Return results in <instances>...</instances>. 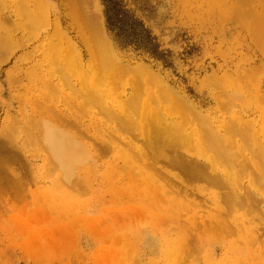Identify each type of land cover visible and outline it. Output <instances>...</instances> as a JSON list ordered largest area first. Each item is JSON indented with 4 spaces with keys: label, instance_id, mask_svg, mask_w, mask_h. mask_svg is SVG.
Returning <instances> with one entry per match:
<instances>
[{
    "label": "rangeland",
    "instance_id": "374dc122",
    "mask_svg": "<svg viewBox=\"0 0 264 264\" xmlns=\"http://www.w3.org/2000/svg\"><path fill=\"white\" fill-rule=\"evenodd\" d=\"M121 2L149 29L162 59L119 46L106 29L101 0H0V264H264V183L258 179L264 167L255 149L264 151V0ZM77 9L97 20L82 25ZM98 35L112 54L103 58L105 67L98 64L105 51L94 48L102 42ZM140 65L158 74L156 81L137 73L138 79ZM161 86L169 89L168 97L161 93L162 105L170 107L167 119L180 124L190 136L185 146L193 148L165 147L170 156L196 154L192 129L203 121L242 122L228 141L242 158L233 166L221 157L214 162L231 169L229 187L168 166L188 185L168 174L146 176L151 167L134 155L135 145L149 148L139 129L115 132L104 107L118 111L137 94L140 102L128 110L141 122V103H154L150 93ZM176 95L184 110L175 105ZM44 123L89 149L68 184L42 144ZM252 227L259 233L254 244L246 235Z\"/></svg>",
    "mask_w": 264,
    "mask_h": 264
},
{
    "label": "bare ground",
    "instance_id": "6f19581e",
    "mask_svg": "<svg viewBox=\"0 0 264 264\" xmlns=\"http://www.w3.org/2000/svg\"><path fill=\"white\" fill-rule=\"evenodd\" d=\"M247 4V3H246ZM71 7H73L72 5H71ZM238 8V7H237ZM84 10V9H83ZM247 10V9H246ZM245 10V11H246ZM234 11H236V9L234 10ZM248 11V10H247ZM246 11V12H247ZM250 11H252V10H250ZM74 12V11H73ZM76 12H78L79 13V15H83L84 16V19H82L81 17L82 16H79L81 19H82V21L84 22V23H82V25H84L85 23H92V18H95L96 20H97V18L96 17H94V16H91L90 14H87L86 12L85 13H82L81 12V10L80 9H77L76 10ZM237 13H240L241 11H239V9L236 11ZM250 13V12H249ZM235 14V13H234ZM241 14V13H240ZM247 14V13H246ZM251 15H253V13L251 14ZM255 15V14H254ZM242 17H243V14L241 15ZM241 16H240V18H241ZM92 17V18H91ZM231 17V16H230ZM249 18L251 17L250 15L248 16ZM253 17V16H252ZM260 17L261 16H259V18H258V20H257V23H258V21L259 22H261L260 21ZM254 18H255V16L253 17V20H254ZM238 19V18H237ZM85 20V21H84ZM235 20V19H234ZM262 22H264V16H263V18H262ZM238 21V20H237ZM245 21V20H244ZM243 21V22H244ZM255 21V20H254ZM242 23V22H241ZM240 23V24H241ZM256 23V24H257ZM247 24V23H246ZM254 24V23H253ZM242 25V24H241ZM243 26V25H242ZM256 26V25H255ZM263 27V26H262ZM256 28V27H255ZM100 31H102L101 29H99V31L97 32V33H99ZM258 33V32H257ZM101 35V34H100ZM99 36V35H98ZM102 36V35H101ZM101 36H99V40L100 41H102V42H95L94 43V45L96 46V45H98V47L96 48L95 46H94V48H95V50L97 49V52L96 53H98L99 51V53H101V52H104V53H106V54H101V56L102 55H104V56H100V55H97L96 57H98V58H100L101 57V59H102V61H101V59H98V58H96V59H98L99 61H98V64H100V65H102V66H104L105 67V65H103L104 64V59L103 58H105V61H107V60H110L111 58H109V56L108 55H112L110 52V45H109V43H108V41L105 39V37L103 36V38H101ZM259 36V35H258ZM95 38V37H94ZM95 40H96V38H95ZM84 42L86 43V42H88V38L86 37V36H84ZM103 45H101V44ZM87 44V43H86ZM101 46H100V45ZM262 44V43H261ZM102 47V49L100 48V47ZM100 50H99V49ZM101 50H103V51H101ZM95 52V51H94ZM106 57H107V59H106ZM112 57V56H111ZM113 60V59H112ZM68 61V60H67ZM116 62V61H115ZM114 62V63H115ZM73 62H71V64H72ZM103 63V64H102ZM110 63H112V65H113V62H110ZM69 64V63H68ZM263 65H264V63H262ZM110 65V64H109ZM112 65H110V67L112 66ZM107 66V65H106ZM257 66V65H256ZM259 66V65H258ZM109 67V66H108ZM109 67V68H110ZM122 67V66H121ZM264 67V66H263ZM262 67V68H263ZM112 68H113V66H112ZM102 69H103V67H102ZM111 69V68H110ZM129 69V68H128ZM261 69V68H260ZM107 70V69H106ZM109 70V69H108ZM123 71H125L124 69H122ZM131 70V69H130ZM133 70V69H132ZM101 71V70H100ZM262 71V70H261ZM132 71H130V73H131ZM136 72V73H135ZM133 73V72H132ZM135 73V74H134ZM134 75H136V77L138 76L137 75V73L138 74H143L144 76H148V77H152V78H150V80L152 81V80H154V81H156L155 79H156V77H158V74H157V76H156V74L154 75V73L152 72V71H150L149 69H148V67L146 66V65H140V66H138L137 67V69L135 70L134 69ZM259 73V72H258ZM101 74V73H100ZM247 74V73H246ZM228 75V74H227ZM249 75V74H248ZM251 75V74H250ZM83 76L84 77H86L84 74H83ZM210 76H213V75H210ZM247 76V75H246ZM135 77V78H136ZM139 77V76H138ZM137 77V78H138ZM217 77V76H216ZM161 78V77H160ZM215 78V77H214ZM222 78V77H221ZM230 78V77H229ZM253 78V77H252ZM84 79V78H83ZM105 79V78H104ZM139 79V78H138ZM149 79V78H148ZM157 79H159V78H157ZM219 79V78H218ZM218 79H216V80H218ZM235 79V78H234ZM234 79H233V81H234ZM238 79V78H237ZM254 79V78H253ZM102 80V79H101ZM100 80V81H101ZM161 80V79H160ZM240 80V79H239ZM103 81V80H102ZM101 81V82H102ZM220 81H222L221 79H220ZM241 81V80H240ZM99 83V82H98ZM98 83L96 84V85H98ZM104 83V82H103ZM102 83V84H103ZM214 83V82H213ZM152 84V83H151ZM215 84V83H214ZM234 84V83H233ZM100 85V84H99ZM143 85V84H142ZM218 85V84H217ZM137 85H135L134 86V88H132V89H137L138 87H136ZM160 86V85H159ZM158 86V87H159ZM163 87H164V85H162ZM162 86H161V88H159L160 90V93H159V91H158V93L157 92H153V96H152V92L150 93L151 94V96L150 97H152L153 98V102L154 103H152V102H142L141 104H142V110H143V113L141 114V118H142V115H143V120L141 121V122H139V120L137 121L136 119H137V117L136 118H133V114H132V112L131 111H129L130 109H132V110H134L133 108H131V107H133V104H134V106H135V103L136 102H138V100L136 99V97L135 96H138L136 93V95L134 96V94L133 95H130V96H128L127 97V99H129V100H127L126 99V103H125V101H123V103H125L126 105V107L125 108H123V107H121V109H118V111H115V110H113L112 112H109L111 109L110 108H108V109H106L105 107H104V111L106 112V113H108L114 120H115V122L117 123V126L118 127H114L115 128V132H117V129L119 128H121V129H124V130H127V131H132L133 132V129L134 128H137V129H139V131H140V135L142 136L141 138H142V141L144 140H146L147 142H145V143H147L148 144V146H149V148L147 149L146 147H141V144H140V146L138 145H135L134 146V149H135V152H134V155L137 157V159H138V161L141 163V166H144L145 168H147V166H149V167H151V169H152V172H150V174L149 175H146V176H153V177H159V178H162L163 177V175L164 174H168L169 176H171V177H174V178H176L177 180H179V182L182 184V185H188V184H186V182H184L183 181V179L181 178V175H179V174H177V173H174V174H172L170 171H169V169L167 168V166L168 167H173V168H175V169H180L182 172H184L189 178H191V179H193V180H195V181H204V182H207V183H209V184H211V185H218V186H222V185H228V187H229V184H231L230 182H229V179H230V177L229 176H231L232 175V171H231V169H230V172L229 171H226V170H224V169H219L218 168V165L220 164V161H219V164H215L214 162H216V161H218V159L216 160V158H224V159H226V161H227V163H230L229 165H232L233 166V164L235 163H233V161H236V159H239L240 157L242 158V156H240L237 152H236V150L237 149H233V148H235V146L236 145H234V144H231L230 145V141H232L231 139L229 140V133H231V132H235V131H238V130H242L243 128H240V127H242V126H239V124H241V123H238V121H236V122H231V120H230V122L231 123H229V122H224L223 124H221V125H218V126H211L210 124H208V122H204L203 120V122L202 123H200V125H201V127H199V128H193L192 130H193V135H196V137H197V140H196V142H197V144H198V146H197V149L198 150H195V153L196 154H194V155H192V154H185V155H181V154H174V155H172V156H170V155H168L167 153H166V151L164 150L165 149V147H172V148H175L176 146H180V144H182V143H184V142H186L185 140V137H188L189 139H190V136L189 135H186L185 136V134H183L182 133V127L180 126V124H178V123H175L173 120H172V118L171 119H167V117H166V112L165 111H169L170 112V107H168V108H166L164 105H162V101L161 100H163L164 99V96H163V94H165V96L166 97H168L169 95V92H168V88H162ZM87 87V86H86ZM118 87V86H117ZM167 87V86H166ZM85 88V87H84ZM139 89V88H138ZM172 89V88H171ZM221 90V89H220ZM88 92V91H87ZM86 92V93H87ZM91 92V91H90ZM89 92V94H93V93H90ZM94 92V91H93ZM98 92V91H97ZM140 92V91H139ZM139 92H137V93H139ZM94 93H96V92H94ZM99 93H102V91L101 92H99ZM161 93H163V94H161ZM225 93V92H224ZM78 94V93H77ZM141 94V93H140ZM167 94V95H166ZM172 94V93H171ZM227 94V93H226ZM263 94V93H262ZM86 95V94H85ZM95 95H97V101H98V98L101 96V94L100 95H98L97 93L95 94ZM95 95L93 96V95H90V97L88 98V100L89 101H95L96 102V100H95ZM142 95V94H141ZM173 95V94H172ZM227 95H230V94H227ZM234 95V94H233ZM233 95L231 96V97H233ZM99 96V97H98ZM140 96V95H139ZM171 96V95H170ZM224 96V95H223ZM237 96V95H236ZM86 97H87V95H86ZM85 97V98H86ZM165 97V98H166ZM172 97H174V95L172 96ZM176 98L174 99L173 98V100H175V105H177V106H179V108H180V106L181 107H187L186 105H185V103H184V101H182L183 99H180L179 97L177 98V95L175 96ZM230 97V98H231ZM235 97V96H234ZM259 97V96H258ZM94 98V99H93ZM103 98V97H102ZM139 98V97H138ZM163 98V99H162ZM240 98V97H239ZM151 99V98H150ZM150 99H149V101H150ZM235 99H236V97H235ZM87 100V101H88ZM99 100H100V102L102 103L103 101H101L102 99H100L99 98ZM123 100V99H122ZM167 100H168V98H167ZM88 101V102H89ZM147 101V100H146ZM164 101V100H163ZM139 102H140V100H139ZM169 102H171V101H169ZM92 103V102H91ZM97 103V102H96ZM99 103V102H98ZM89 104H90V102H89ZM137 104H139V103H137ZM152 104H154L155 106H153ZM99 107H101V106H99ZM226 107H227V103H226ZM129 109V110H128ZM178 109V108H177ZM183 109V108H182ZM181 108H180V110H182ZM187 109H190L191 110V107L189 108H187ZM184 110V109H183ZM186 110V109H185ZM227 110V109H226ZM108 111V112H107ZM129 111V112H128ZM223 111V110H222ZM131 112V113H130ZM196 112V111H195ZM238 112V111H237ZM137 114V113H136ZM107 115V114H106ZM183 115H184V113H183ZM199 115V114H198ZM138 116V115H137ZM190 116H192L191 114H190ZM240 116V115H239ZM109 117V116H108ZM196 117H199V116H197V114H196ZM201 117V116H200ZM199 117V118H200ZM111 118V119H112ZM183 119V118H182ZM229 119V118H228ZM201 120V119H200ZM206 120V119H205ZM136 121H137V123H136ZM186 121V120H185ZM209 121V120H208ZM229 121V120H228ZM212 122H214V120L212 121ZM211 122V123H212ZM217 122V121H216ZM247 122H248V119H247ZM45 124V123H44ZM43 124V125H44ZM215 124V123H214ZM249 124V123H248ZM41 128L40 129H43L44 131V135H43V139H44V142L42 143V144H44V146L46 145V147H44V148H46L48 151H50L49 153H50V155L49 156H52V157H50V160H51V162L52 161H54L53 162V165L56 167L55 169L57 170V168L59 169V170H61L62 171V175L61 176H63V177H61L62 178V181L64 180L65 181V183H67L68 182V178L71 176V174L73 173V168H74V166L76 165V164H78V163H82V162H85V160H87L88 159V154H89V152H88V150H87V147H86V145L85 144H83L82 142H80L77 138H75L72 134H69V133H65L64 131H61V130H58L57 128H53V126H51V125H48V123H46L45 124V126H44V128H42V126L41 125H39ZM186 126V125H185ZM251 127V126H250ZM185 128V127H184ZM135 131H136V129H135ZM190 131V130H189ZM125 132V131H124ZM129 133V132H128ZM256 133V132H255ZM187 134V133H186ZM242 134V133H241ZM257 134V133H256ZM191 135V134H190ZM231 135V134H230ZM233 136V135H232ZM231 136V137H232ZM234 136H236V135H234ZM32 137H34V136H32ZM248 138V137H247ZM250 138V137H249ZM115 139V138H114ZM135 139V138H134ZM185 139V140H184ZM233 139V138H232ZM243 139V138H242ZM257 139H258V136H257ZM34 140H36V139H34ZM37 140H38V138H37ZM117 140V139H116ZM141 140V139H140ZM158 140H160L161 142H163V144L161 145V146H157L158 144H157V141ZM250 140V139H249ZM262 140V139H261ZM39 141V140H38ZM136 141V140H135ZM143 141V142H144ZM184 141V142H183ZM229 141V142H228ZM238 141V140H237ZM240 141V140H239ZM243 141V140H242ZM130 144H132V142H130V141H128ZM190 142H191V140H190ZM244 142H245V140H244ZM250 142V141H249ZM256 142H258V141H256ZM261 143V142H260ZM41 144V143H40ZM185 144L187 145V143H184V146H185ZM189 144H191V143H189ZM243 144V143H242ZM251 144V143H250ZM249 143H248V145H250ZM143 145H144V143H143ZM233 145H234V147H233ZM239 145V144H238ZM246 143H245V146H248ZM146 146V145H145ZM183 146V145H182ZM183 146V147H184ZM244 146V145H243ZM258 146V145H257ZM186 147V146H185ZM191 148H192V146H190ZM189 147V148H190ZM231 147H233V148H231ZM239 147V146H238ZM110 148V147H109ZM146 148V149H145ZM181 148V147H180ZM186 148H188V147H186ZM188 148V150H190ZM246 148V147H245ZM260 148H262L261 146H260ZM239 149V148H238ZM240 149H241V147H240ZM249 149H254V148H249ZM257 151H260L261 150V152H258V154L260 155V156H262L260 159V165H263V167H264V159H262L263 157H264V151L262 150V149H259V148H255ZM259 149V150H258ZM177 150H179V149H177ZM177 150H175V152L177 151ZM192 150H193V148H192ZM205 151H207V152H213L214 154L213 155H207L206 154V152ZM255 151V150H254ZM249 152H250V150H249ZM252 152V151H251ZM263 152V153H262ZM133 153V152H132ZM235 153H237L238 155H236ZM242 154H243V152H241ZM254 153V152H253ZM173 154V153H172ZM209 154V153H208ZM251 154V153H250ZM254 154H257V153H254ZM253 154V156H255ZM262 154V155H261ZM258 155V156H259ZM243 156H245V155H243ZM239 157V158H238ZM246 158H247V156H245ZM252 157V156H251ZM89 158H90V154H89ZM213 158H215L214 160H213ZM221 158H220V160H221ZM246 158L244 159V161L247 163V161H246ZM85 159V160H84ZM89 160H91V159H89ZM160 161H162V162H164L165 163V165L164 166H161V165H159L160 163ZM243 162V161H242ZM242 162H239L240 164H241V167H243L244 166V162L242 163ZM55 163V164H54ZM222 163V162H221ZM226 163V162H225ZM224 163V164H225ZM249 164H250V161L248 162ZM239 164V165H240ZM255 166H256V164L255 163H253ZM221 165V164H220ZM227 165V164H226ZM238 165V166H239ZM251 165V164H250ZM228 166V165H227ZM220 167V166H219ZM160 168V169H159ZM230 168V167H229ZM232 168V167H231ZM262 168V167H261ZM226 169V168H225ZM241 169V168H240ZM247 170V169H246ZM150 171V170H149ZM264 171V170H263ZM245 173V172H244ZM58 174V173H57ZM161 174H163V175H161ZM240 174V173H239ZM251 174V173H250ZM73 175V174H72ZM241 175V174H240ZM78 176V175H77ZM166 176V175H165ZM259 177V176H258ZM240 179H241V177H239ZM58 179H60V177L58 176ZM57 179V180H58ZM259 180H261L260 182L263 184L264 183V172H263V176H260L259 178H258ZM253 180V179H252ZM146 181H149V178H147L146 177ZM231 181V180H230ZM238 181H240V180H238ZM58 182V181H57ZM60 182H61V179H60ZM72 182V178H71V180H70V182L69 183H71ZM59 183V182H58ZM62 183H64V182H62ZM64 183V185H66ZM146 183H148L149 185H161L160 183H158V182H151V183H149V182H146ZM68 184V183H67ZM73 183H71V185H72ZM258 184V183H257ZM59 185V184H58ZM63 185V184H62ZM70 185V184H69ZM162 185H164V184H162ZM246 187H247V185H245ZM239 187V186H238ZM162 189L164 188V187H161ZM232 189H233V191L235 192V187H233V185H232V187H231ZM240 189H241V187H239ZM243 188V187H242ZM249 188V187H248ZM245 189V188H244ZM247 189V188H246ZM223 190V189H222ZM225 190V189H224ZM179 191H180V189H179ZM225 191H227V190H225ZM245 191V190H244ZM250 192H251V190H249ZM164 192V191H163ZM170 192V191H169ZM173 192H174V190H173ZM232 192V191H231ZM238 193V192H237ZM237 193L235 194V193H227V195H225L226 197H231V198H233L234 200H238L237 199V197H239L238 195H237ZM259 192H257V194H258ZM241 195H242V193H240ZM256 194V195H257ZM247 195H248V193H247ZM260 195V194H259ZM263 195V194H262ZM248 197V196H247ZM254 197H256L255 195H254ZM249 198V197H248ZM248 198H247V200H248ZM246 199V198H245ZM251 199V198H250ZM230 201V200H229ZM249 201V200H248ZM245 203V202H244ZM248 203V202H247ZM245 206V205H244ZM243 206V207H244ZM259 206H260V204H259ZM249 207V206H248ZM264 208V207H263ZM252 209V208H251ZM262 210V209H261ZM248 211H250V210H248ZM145 212V211H144ZM253 221V220H252ZM227 227V225H221V228H226ZM255 234H259L256 230H255V228L254 227H252V229H250V232L247 234V232H246V235L248 236V237H250V240H248L247 242H253L252 244H254V243H257L258 242V240H257V237H256V235ZM258 236V235H257ZM246 245H248V244H246ZM184 258V257H183ZM180 259H182V258H180ZM183 262V261H182Z\"/></svg>",
    "mask_w": 264,
    "mask_h": 264
},
{
    "label": "trees",
    "instance_id": "16d2710c",
    "mask_svg": "<svg viewBox=\"0 0 264 264\" xmlns=\"http://www.w3.org/2000/svg\"><path fill=\"white\" fill-rule=\"evenodd\" d=\"M104 5V19L107 31L121 46L132 47L136 51L146 52L154 57L163 58L154 37L121 0H101Z\"/></svg>",
    "mask_w": 264,
    "mask_h": 264
}]
</instances>
